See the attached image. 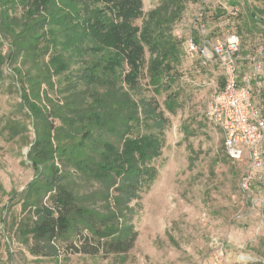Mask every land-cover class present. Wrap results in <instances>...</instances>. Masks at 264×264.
<instances>
[{"label":"trees","instance_id":"1","mask_svg":"<svg viewBox=\"0 0 264 264\" xmlns=\"http://www.w3.org/2000/svg\"><path fill=\"white\" fill-rule=\"evenodd\" d=\"M187 1L162 0L140 29L142 0H0V37L10 40L8 53L0 51V70L6 61L49 55L38 73L14 70L34 126L27 154L34 176L11 193L19 196L16 232L30 254L128 260L138 236L132 203L157 179L153 162L171 123L165 110L178 107L176 92L165 108L156 96L175 82L172 27ZM250 19L263 21L255 11ZM62 75L67 83L59 92L66 95L54 102L42 85L54 88L53 77ZM5 129L14 139L24 126L9 122Z\"/></svg>","mask_w":264,"mask_h":264},{"label":"rangeland","instance_id":"2","mask_svg":"<svg viewBox=\"0 0 264 264\" xmlns=\"http://www.w3.org/2000/svg\"><path fill=\"white\" fill-rule=\"evenodd\" d=\"M142 1L144 16L135 21L140 29L162 2ZM238 1L233 5L228 0H188L172 27L179 56L172 76L175 82L156 97L165 108L168 94L176 92L178 107L174 112L165 110L171 123L162 154L153 162L157 179L132 203L138 236L123 264H264V188L254 180L250 191L241 190L240 175L248 162L233 161L225 154L223 134L208 115L214 89L222 84L221 69L216 64L203 67L197 57L185 54V41L195 34L215 42L229 31L237 32L239 76L250 78L252 99L264 106V0ZM251 11L263 21L253 22ZM0 41V51L7 54L10 40L3 36ZM146 57L150 58L149 51ZM48 58L46 54L38 62L6 61L0 70V264H121L114 254L69 253L63 261L37 257L16 232L20 205L19 196L13 194L34 176L27 157L34 126L21 104L14 70L21 67L38 73ZM258 64L261 68L256 71ZM52 80L54 88L44 84L42 88L54 102H62L66 94L59 90L67 78ZM143 85L145 93L152 95L147 79ZM9 122L22 124L23 133L10 138L5 129Z\"/></svg>","mask_w":264,"mask_h":264},{"label":"built area","instance_id":"3","mask_svg":"<svg viewBox=\"0 0 264 264\" xmlns=\"http://www.w3.org/2000/svg\"><path fill=\"white\" fill-rule=\"evenodd\" d=\"M239 48L235 31L215 42H196L193 37L185 41L187 57H197L203 67L216 64L221 69L223 84L214 89L208 115L223 134L226 155L233 161L247 160L239 186L248 192L254 180L264 188V109L261 101L252 99L250 78L239 76ZM260 68L258 64L256 71Z\"/></svg>","mask_w":264,"mask_h":264},{"label":"crops","instance_id":"4","mask_svg":"<svg viewBox=\"0 0 264 264\" xmlns=\"http://www.w3.org/2000/svg\"><path fill=\"white\" fill-rule=\"evenodd\" d=\"M263 105V104H262ZM263 109H264V106H263Z\"/></svg>","mask_w":264,"mask_h":264}]
</instances>
